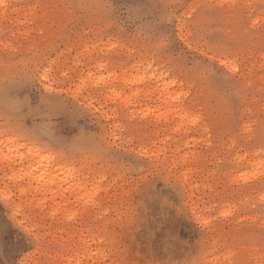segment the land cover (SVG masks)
<instances>
[{
  "label": "rangeland",
  "instance_id": "1",
  "mask_svg": "<svg viewBox=\"0 0 264 264\" xmlns=\"http://www.w3.org/2000/svg\"><path fill=\"white\" fill-rule=\"evenodd\" d=\"M0 138V264H264V0H4Z\"/></svg>",
  "mask_w": 264,
  "mask_h": 264
},
{
  "label": "bare ground",
  "instance_id": "2",
  "mask_svg": "<svg viewBox=\"0 0 264 264\" xmlns=\"http://www.w3.org/2000/svg\"><path fill=\"white\" fill-rule=\"evenodd\" d=\"M2 2H4V0H0V3H2ZM136 78H138V77H136ZM103 79V78H102ZM126 79V78H125ZM127 80H128V78H127ZM107 81V80H106ZM136 82H139V79H138V81H135V83ZM113 88V87H112ZM111 88V89H112ZM159 88V87H158ZM160 88H162V87H160ZM165 88V87H164ZM163 89V88H162ZM115 91H116V89H115ZM114 91V92H115ZM168 91V90H167ZM111 92L113 93V91L111 90ZM164 92H166V89L164 90ZM156 93H157V91H156ZM159 94H160V91L158 92ZM157 93V94H158ZM169 93V92H168ZM138 93H135V95H137ZM112 95V94H111ZM116 95L118 96L119 95V93H116ZM150 95H152V94H150ZM167 95V94H166ZM173 94H169V95H167L168 97H167V99L165 98V100H170V99H175V97H177V95L176 96H172ZM149 96V95H148ZM159 96V95H158ZM157 96V97H158ZM111 97V96H110ZM133 97V96H132ZM131 97V98H132ZM161 97V96H160ZM160 97H158V98H160ZM114 98V97H113ZM157 99V98H156ZM160 99H162V98H160ZM125 100H126V98H125ZM127 101H128V99H127ZM130 101H132V100H130ZM159 101H161V100H159ZM172 101V100H171ZM130 103V102H129ZM132 103V102H131ZM163 107H164V105H163ZM164 109V108H163ZM146 110V109H145ZM167 110V109H166ZM165 110V111H166ZM150 113V112H149ZM160 114H161V112H160ZM4 139V138H3ZM0 140H1V138H0ZM2 141V140H1ZM4 141V140H3ZM7 141V140H6ZM14 141V140H13ZM9 144L11 143V142H9V141H7ZM13 143V142H12ZM30 150V152H31V149H29ZM38 152V151H37ZM38 155H40L39 157H42V156H45L43 153H40V152H38V154H37V156ZM48 157V156H47ZM38 158V157H37ZM48 162V160H46V158H43L40 162H43V163H45V162ZM50 161V160H49ZM52 162V161H51ZM49 163V162H48ZM50 164V163H49ZM33 167H36L37 168V166H36V164H33L32 166H31V168H33ZM69 170H70V168H69ZM33 171V170H32ZM31 172V171H30ZM67 173H68V171H66ZM33 173L35 174V172L33 171ZM33 173H31V174H33ZM44 173V172H43ZM50 173V172H49ZM66 173V174H67ZM70 173V172H69ZM30 175V174H29ZM39 175V177H41V178H39V179H44L43 177H45L46 176V174L43 176V174L41 173V174H38ZM42 175V176H41ZM50 176H51V174H49ZM48 175V176H49ZM72 175H73V171H72ZM53 176V175H52ZM47 177V176H46ZM55 177V176H54ZM53 178V177H52ZM33 179H35V177L33 178ZM37 179H38V177H37ZM47 180H48V178H47ZM49 180H51V179H49ZM32 181V180H31ZM38 181V180H37ZM41 181V180H40ZM43 181H45V180H43ZM42 181V182H43ZM55 181V180H54ZM41 182V184L42 185H45L44 183H42ZM46 182V181H45ZM51 182L53 183V181L51 180ZM51 182H47V183H49V185H51L52 183ZM39 184H40V182H39ZM40 184V185H41ZM47 185V184H46ZM74 185V184H73ZM52 186V185H51ZM38 187V186H37ZM40 187H42V186H40ZM44 187V186H43ZM49 187V186H48ZM39 188V187H38ZM47 188V187H46ZM50 188V187H49ZM53 188V187H52ZM45 189V188H44ZM48 189V188H47ZM51 190V189H50ZM85 190V191H84ZM53 190H51V192H52ZM74 191L77 193V195L79 196V197H82V196H84V198H86V197H88V196H90V192H86V186H84L83 185V183L82 182H77V183H75V185H74ZM84 191V192H83ZM47 192H49V191H47ZM74 192V193H75ZM89 193V194H88Z\"/></svg>",
  "mask_w": 264,
  "mask_h": 264
}]
</instances>
